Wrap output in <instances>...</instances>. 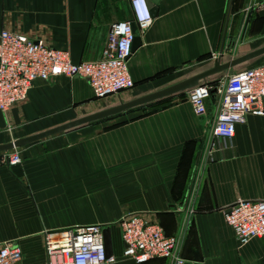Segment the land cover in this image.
<instances>
[{
    "label": "crops",
    "instance_id": "crops-1",
    "mask_svg": "<svg viewBox=\"0 0 264 264\" xmlns=\"http://www.w3.org/2000/svg\"><path fill=\"white\" fill-rule=\"evenodd\" d=\"M254 1L158 0L128 60L131 89L102 100L82 77L36 79L23 102L0 111V144L170 86L212 67L213 53L225 62L264 46V12L246 9ZM130 15L128 0H0V31L80 63L100 58L110 24ZM261 64L264 53L200 82ZM167 97L14 148L18 164L0 162V246L20 248L17 264L45 261L46 232L87 224L110 226L115 264H168L122 255L117 222L129 213L178 235L183 262L264 264V237L240 245L223 213L236 200L264 199V116L248 114L232 138L217 140L186 91Z\"/></svg>",
    "mask_w": 264,
    "mask_h": 264
},
{
    "label": "built area",
    "instance_id": "built-area-1",
    "mask_svg": "<svg viewBox=\"0 0 264 264\" xmlns=\"http://www.w3.org/2000/svg\"><path fill=\"white\" fill-rule=\"evenodd\" d=\"M128 2L130 17L110 24L101 57L91 61L73 63L67 50L49 47L15 29L0 31V111L5 114L23 102L36 79L82 77L88 81L95 98L102 100L120 97L121 92L131 89L134 83L128 72V60L133 54V39L149 27L152 15L148 0ZM251 8L264 12V0L251 2L246 9ZM217 55L213 53L212 58ZM212 95L216 100L214 112L209 115L206 101ZM186 98L194 112L204 118L207 137L229 140L235 125L244 123L248 114L264 116V64L227 73L215 84L199 82L186 90ZM21 160L17 149L0 155V162L9 165ZM223 213L240 245L264 237V199L236 200ZM117 225L124 257L136 263L151 258H165L168 264L184 263L176 255L178 235H166L160 224L140 213H129ZM103 228L101 224H87L46 232V259L40 264H115L116 257L105 253ZM21 257L18 246L11 243L0 246V264H17Z\"/></svg>",
    "mask_w": 264,
    "mask_h": 264
},
{
    "label": "water",
    "instance_id": "water-1",
    "mask_svg": "<svg viewBox=\"0 0 264 264\" xmlns=\"http://www.w3.org/2000/svg\"><path fill=\"white\" fill-rule=\"evenodd\" d=\"M158 2V0H148V4L150 6V11H151V15L155 16L157 13V7L155 6L156 3ZM132 27V31L135 32V25L134 23L131 24ZM139 44V37L137 35L134 36L133 39V43H132V50L134 51L136 49V47ZM262 53H264V46L255 49L251 52H248L244 55L238 56L236 58H232L228 61L225 62H221V56L220 53L217 55L216 58H214V62L212 67L199 72L197 74H194L188 78H185L179 82H176L170 86H167L165 88H162L160 90L151 92L149 94H146L144 96H140L138 98H134L128 101H120L117 104L107 107L105 109L84 115L82 117L76 118L74 120H71L69 122L60 124L58 126L49 128L47 130H43L41 132L32 134V135H28V136H23L20 138H16L12 141L0 144V152H6L9 151L11 149L17 148V147H21L24 145H27L29 143H32L34 141H37L39 139L57 134L59 132H63L66 130H69L71 128H74L76 126L85 124V123H90V122H94L97 120H101L110 116H114L117 115L121 112H125L129 109L135 108L137 106L149 103L151 101H155L179 92H185L186 90L190 89L191 87L197 85L201 80L206 79L207 77L227 70L230 67H232L233 65L242 63L244 61H247L249 59H252L256 56L261 55ZM213 92V91H212ZM103 233V238H104V247H105V253L106 255L109 257L111 256L112 253V237H111V228L110 226H105L102 230ZM183 264H192L190 262H184ZM198 264V263H195Z\"/></svg>",
    "mask_w": 264,
    "mask_h": 264
},
{
    "label": "trees",
    "instance_id": "trees-1",
    "mask_svg": "<svg viewBox=\"0 0 264 264\" xmlns=\"http://www.w3.org/2000/svg\"><path fill=\"white\" fill-rule=\"evenodd\" d=\"M168 98H169V97H165V98L162 99V100H164V102H165L166 100H168ZM162 103H163V102H162ZM160 104H161V103H160Z\"/></svg>",
    "mask_w": 264,
    "mask_h": 264
},
{
    "label": "rangeland",
    "instance_id": "rangeland-1",
    "mask_svg": "<svg viewBox=\"0 0 264 264\" xmlns=\"http://www.w3.org/2000/svg\"><path fill=\"white\" fill-rule=\"evenodd\" d=\"M231 73H233V72H229L228 74H231ZM107 99H109V98H107Z\"/></svg>",
    "mask_w": 264,
    "mask_h": 264
}]
</instances>
